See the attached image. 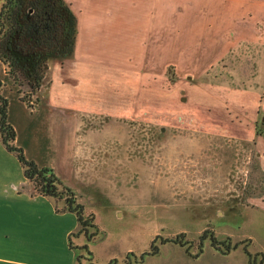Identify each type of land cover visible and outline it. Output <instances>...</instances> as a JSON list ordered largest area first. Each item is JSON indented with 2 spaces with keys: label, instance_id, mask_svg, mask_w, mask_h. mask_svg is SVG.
Here are the masks:
<instances>
[{
  "label": "rangeland",
  "instance_id": "obj_1",
  "mask_svg": "<svg viewBox=\"0 0 264 264\" xmlns=\"http://www.w3.org/2000/svg\"><path fill=\"white\" fill-rule=\"evenodd\" d=\"M65 1L78 23L81 74L71 81L82 96L72 95L67 111L50 107L53 60L33 91L3 64L0 76L12 144L37 167L51 168L93 217L67 239L76 264H249L248 253H264V171L255 145L264 112L245 97L246 89L264 88V49L229 48V33L211 27H177L176 0ZM84 14L105 21L91 30L87 47L79 38L89 30ZM74 61L65 65L73 70ZM85 61L93 64L85 68ZM90 66L102 73L97 94L89 92ZM23 180L16 153L0 137V200L17 199L35 212L32 201L41 206L48 198L32 195ZM17 189L21 197L12 195ZM54 201L67 211L64 199ZM48 222L20 230L25 237L42 227V241L51 228L58 234V220ZM12 247L0 238V256ZM57 254L40 258L65 262Z\"/></svg>",
  "mask_w": 264,
  "mask_h": 264
},
{
  "label": "crops",
  "instance_id": "obj_2",
  "mask_svg": "<svg viewBox=\"0 0 264 264\" xmlns=\"http://www.w3.org/2000/svg\"><path fill=\"white\" fill-rule=\"evenodd\" d=\"M176 14L175 16L178 18L176 20L177 27H179L182 22H187L191 24V28L194 31H199L200 27H211L212 30L216 32H227L229 33V44L227 47L231 48L240 43H250L255 44L256 46H260L264 49V0H176ZM89 3V1L87 2ZM186 3V4H185ZM189 3V4H187ZM191 5V6H190ZM222 5L223 10L218 11L217 8ZM190 10L191 17L190 19H186L184 14ZM167 15V10L165 11ZM172 12V11H171ZM85 15V14H84ZM94 18L85 15V24L83 25L85 28L84 35H81L79 38H84V46H88V38L91 34V30L98 29V25H102L104 21L103 17H97V14H94ZM87 16V17H86ZM165 16V15H164ZM88 20V21H87ZM203 23V24H202ZM185 24V23H184ZM183 24V25H184ZM189 24L185 25L188 26ZM214 27V28H213ZM81 28V27H80ZM79 28V29H80ZM83 31V30H82ZM84 32V31H83ZM83 34V33H82ZM227 37V35H226ZM77 37L74 47V57L72 61H74L75 65L73 70L70 66H66L65 62L71 60V58H67L59 61L58 59L53 60L55 63L49 66L52 79L50 81L51 90H49L50 107L60 106L65 107V110H69L70 97L72 95L81 97L83 94V87L72 84V78L76 77L80 79L81 70L78 67L82 63V58L80 57L77 61L75 59L76 47L78 45ZM85 60V59H84ZM86 64H93L92 62H84L85 67ZM100 66V63H98ZM264 65V62H263ZM86 68V67H85ZM88 75L90 74V83L89 92L97 94L99 89L98 79H102L101 71H98V75L94 70V67L90 69L87 68ZM85 72V71H83ZM95 73V74H93ZM86 74V73H85ZM85 76V75H84ZM88 79V78H81ZM97 82V83H95ZM256 91V90H255ZM251 89L245 90L246 102L251 104L253 107H260V109L264 112V88L262 90L255 92ZM261 92V93H260ZM101 93V92H100ZM86 105V104H84ZM77 108V107H75ZM82 108V107H81ZM85 110L92 111L96 110L97 107H93L91 105H86L83 107ZM82 108V109H83ZM34 112V110H33ZM256 148L260 150V163L261 169L264 171V136L258 135L256 137L255 142ZM24 175V173H23ZM25 178V177H24ZM24 183L27 185V189L33 195H38L35 190L28 186V180L25 178ZM26 185H22L25 187ZM18 188V187H17ZM18 193H12L13 196L21 197L20 190L17 189ZM48 199H42L41 206H38V202L36 200L32 201L35 203V212L26 211V208H23L20 205L19 200L17 199H9L7 201L0 200V238L2 236L6 237L8 243L13 245L12 249L8 252L10 256L2 257L0 259L5 260V264H46L44 258L49 255L51 252L59 251V254L63 253V258H65V262L62 264H76L74 260V254L71 252V246L67 245V239L70 237V234L77 230L76 224L78 221L73 212L70 211H58L56 210V202L52 197L46 196ZM48 200V201H46ZM260 203L264 204V194L262 195V199H260ZM31 204V203H30ZM32 207V206H31ZM72 214L76 221L72 222L69 214ZM57 219L58 220V234H55L54 228H51L46 235L43 236V240L40 241V228L35 231L31 235L23 236L22 230H20L26 223L31 222V225L42 223H49ZM30 225V227H31ZM16 241V242H15ZM16 243V244H15ZM21 257L17 259L16 257ZM41 257V258H40ZM28 258V259H26ZM43 260V262H42Z\"/></svg>",
  "mask_w": 264,
  "mask_h": 264
},
{
  "label": "trees",
  "instance_id": "obj_3",
  "mask_svg": "<svg viewBox=\"0 0 264 264\" xmlns=\"http://www.w3.org/2000/svg\"><path fill=\"white\" fill-rule=\"evenodd\" d=\"M77 24L76 15L65 0H2L0 64L7 67V73L18 84H21L19 80L21 76L30 90L38 89L44 81L49 61L64 60L73 56ZM2 85L3 79L0 76L2 144L8 151L16 153L24 177L32 183L37 193L53 197L56 201L64 199V210L75 214L80 230L92 226L93 217L84 215L83 205L75 201L69 188L59 186L60 181L51 168L37 167L33 162L25 159L21 148L12 144L15 131L7 122V100L1 94ZM213 243V246L219 249L215 240ZM226 247L229 250L231 244L228 243ZM248 263L264 264V253H248Z\"/></svg>",
  "mask_w": 264,
  "mask_h": 264
},
{
  "label": "flooded vegetation",
  "instance_id": "obj_4",
  "mask_svg": "<svg viewBox=\"0 0 264 264\" xmlns=\"http://www.w3.org/2000/svg\"><path fill=\"white\" fill-rule=\"evenodd\" d=\"M259 112H260V111H258V112H256V113H259ZM263 118H264V116H263V117H262V116L260 117L261 121H264ZM257 135H261V133L258 132Z\"/></svg>",
  "mask_w": 264,
  "mask_h": 264
},
{
  "label": "water",
  "instance_id": "obj_5",
  "mask_svg": "<svg viewBox=\"0 0 264 264\" xmlns=\"http://www.w3.org/2000/svg\"><path fill=\"white\" fill-rule=\"evenodd\" d=\"M263 120H264V118H263Z\"/></svg>",
  "mask_w": 264,
  "mask_h": 264
}]
</instances>
